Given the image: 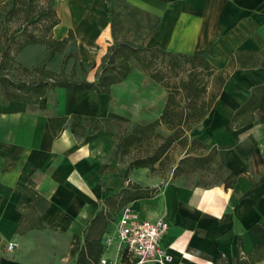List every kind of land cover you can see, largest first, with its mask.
Listing matches in <instances>:
<instances>
[{"label":"crops","instance_id":"obj_1","mask_svg":"<svg viewBox=\"0 0 264 264\" xmlns=\"http://www.w3.org/2000/svg\"><path fill=\"white\" fill-rule=\"evenodd\" d=\"M112 3L118 10L124 3L139 10V21L126 26L132 25L130 33L147 47L197 54L216 43L209 59L219 69L236 52L264 50V0H87L78 14L90 21L87 28L70 26L67 16L60 17L53 29L56 39L70 28L81 35L83 45L84 34L108 31L112 36ZM263 84L264 67L234 69L209 113L189 132L207 147L202 153L217 148L218 161L210 169L219 173L217 181L163 179L149 169L131 173L132 183L160 188L154 197L130 204L139 219L168 222L161 244L172 255L171 264H264V96L253 122L231 125L253 88ZM136 92L130 93L133 99ZM136 97L143 98L134 103L137 112L150 116L145 123L161 115L167 98L162 95L157 104L147 94ZM114 104L112 92L91 98L64 88L49 91L35 105L0 103V264H100L101 258L114 257L117 244L108 249L105 238L119 218L102 238L98 261L87 252L80 256L87 227L101 202L123 187L130 161L114 155L118 142L111 127L117 122L94 121L118 113ZM74 115L94 120H83L82 134H76ZM62 117L67 121L59 127L57 118ZM228 174L235 177L231 187L225 186Z\"/></svg>","mask_w":264,"mask_h":264},{"label":"trees","instance_id":"obj_2","mask_svg":"<svg viewBox=\"0 0 264 264\" xmlns=\"http://www.w3.org/2000/svg\"><path fill=\"white\" fill-rule=\"evenodd\" d=\"M34 0H21L23 6L30 7ZM18 3L14 4L12 11L18 9ZM56 0H48V8L30 18L27 15L26 24L16 29L14 36L26 33L29 23H41L47 20V30L53 29L61 23V18L55 8ZM118 4H111L110 22L113 36V44L108 48L98 76L89 80L78 78L76 71L66 74L64 71L57 73L48 70L45 63L32 69L22 67L25 72L31 74L29 79H14L6 74L14 59L11 56L10 43L5 46L3 57L0 59V103L7 104L17 100L29 104H38L41 98L55 89H68L71 92L87 93L91 98L105 94L110 96L114 85L124 82L133 70L132 62H136L156 83L167 91V98L161 115L149 123H136L133 128L122 135L117 143V152L120 158H127L136 150H140L144 144L153 138L161 142L153 149L152 153L141 155L129 161L123 177V187L120 191L106 197L100 204V209L92 218L85 231V243L80 256L88 253L95 261H98L102 252V238L111 230V225L117 221L124 206L136 200L152 198L160 188L143 187L130 181L131 173L136 169H149L154 172L158 166H165L170 153L175 146L183 149L181 157L172 171V177L188 175L198 170H210L217 164L218 150L212 148L208 153L205 144L196 137H190L189 132L203 121L217 100L230 73L236 68L264 67V50L239 51L231 58L228 65L219 69L214 66L209 55H213L216 43L205 53L187 54L174 53L162 47H147L130 40L126 35H119L128 28L126 22H138L139 10L124 3L123 9L118 10ZM130 24V23H129ZM132 26V25H131ZM130 29V27H129ZM28 43H43L48 49V58L52 59L57 52H62L67 45L76 44L74 30L69 29L67 36L56 39L52 35L48 38H35ZM67 57L63 63L66 64ZM161 64L164 68H160ZM82 65V63H81ZM264 96V84L253 88L249 99L235 112L231 125L241 127L254 121L255 111L259 108ZM67 121V117L57 118ZM72 130L76 134H82L80 123L84 118L73 116ZM51 119V124H53ZM124 122L129 119L115 112H108L99 122ZM165 126L169 131L167 135H161L157 129ZM54 127V124H53ZM55 137L59 135L54 131ZM222 164L220 165V167ZM231 179V180H230ZM235 177L228 174L225 186L231 187ZM258 185V184H257ZM253 187L248 191H252ZM75 243L78 237L74 236ZM78 245V244H77Z\"/></svg>","mask_w":264,"mask_h":264},{"label":"rangeland","instance_id":"obj_3","mask_svg":"<svg viewBox=\"0 0 264 264\" xmlns=\"http://www.w3.org/2000/svg\"><path fill=\"white\" fill-rule=\"evenodd\" d=\"M86 2L87 0H56L55 8L61 18H63V16L68 17L66 20L68 25L74 26L78 23L83 30L87 28V24H90V21H88V19H79L78 14L80 10L84 9ZM16 3L19 4L18 9L12 11V7ZM44 8H48V0H34L33 5L30 7L23 6L21 0H0V59L3 57L4 48L8 43H10L11 56L14 59L11 63L12 67L5 73L14 79L26 80L29 79V76L31 77V74L25 72L22 69L23 66L32 69L37 65L45 63L48 70H53L57 73L64 71L66 74H70L74 70L80 79H95L103 64L104 60L102 57L104 52H106V48L109 46L108 44H113L114 41L113 36L109 35L108 31H102L97 35L93 33L92 35L84 34L83 37L86 39L85 45L81 42V35H77L75 32L77 43H70L62 52H57L52 59L48 58V49L45 44H27V42L35 38L48 39L51 35L57 38V35L55 36L53 31L49 32V30H47V20L41 23H29L26 27V33L14 36L16 29L26 24L25 17L27 15H30V18L36 16L41 13ZM95 23L96 20L93 19L92 24ZM129 27L130 30L126 28L124 31L125 35L129 38L132 36L133 41L139 43L136 35L130 33L132 31V26L129 25ZM78 36H80V38H78ZM110 38H112V41ZM66 56H68L67 62L64 64L63 61ZM159 67L165 70L161 64H159ZM132 91L139 92H136L137 94L134 96V99L130 95ZM112 93L115 102L114 106L112 105L113 111L129 119V121L117 122L111 127L113 137L117 142L121 135L129 132L136 123H145V121L150 119V116H145L143 113L137 112L138 109L134 107V103H137V100H140L138 103H141L143 99H137V95L144 93L149 95V97H154L157 104H161L162 95L167 97L166 89L154 82L136 62H133V70L128 79L114 86L112 88ZM157 131L161 135H167L169 133L165 126L158 127ZM160 142V139L153 138L146 142L140 150L133 152L128 157V160L131 161L138 156L152 153L153 149ZM183 152L181 147L175 146L170 153L171 158L166 161L165 166H158L152 173L163 177V179H169L172 176V171L178 160L184 156ZM114 155L117 160H121L117 150L114 152ZM138 172L142 171L139 170ZM139 174L142 173H136V176H139ZM201 174L202 175L191 173L184 175V177H186L185 181L193 184L195 182L200 183L201 181L212 183L218 180L217 176L219 173L217 170H210L205 174ZM143 178H146V176Z\"/></svg>","mask_w":264,"mask_h":264},{"label":"built area","instance_id":"obj_4","mask_svg":"<svg viewBox=\"0 0 264 264\" xmlns=\"http://www.w3.org/2000/svg\"><path fill=\"white\" fill-rule=\"evenodd\" d=\"M168 222L139 219L131 204L123 207L113 233L105 238V247L117 244L114 257H103L100 264H171L173 257L162 247L161 241L168 231ZM14 243H9L12 249Z\"/></svg>","mask_w":264,"mask_h":264}]
</instances>
